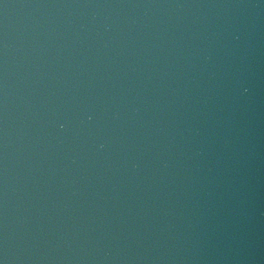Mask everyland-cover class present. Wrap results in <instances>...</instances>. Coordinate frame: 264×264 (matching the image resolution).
Returning <instances> with one entry per match:
<instances>
[{"label":"water","instance_id":"water-1","mask_svg":"<svg viewBox=\"0 0 264 264\" xmlns=\"http://www.w3.org/2000/svg\"><path fill=\"white\" fill-rule=\"evenodd\" d=\"M0 264H264V0H0Z\"/></svg>","mask_w":264,"mask_h":264}]
</instances>
